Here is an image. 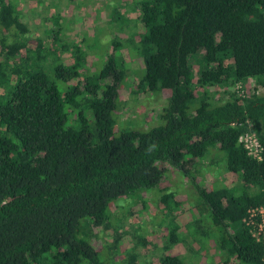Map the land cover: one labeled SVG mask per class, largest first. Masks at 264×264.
Here are the masks:
<instances>
[{
  "label": "trees",
  "instance_id": "trees-1",
  "mask_svg": "<svg viewBox=\"0 0 264 264\" xmlns=\"http://www.w3.org/2000/svg\"><path fill=\"white\" fill-rule=\"evenodd\" d=\"M138 6L137 87L168 101L161 122L145 130L118 127L114 117L127 75L119 39L100 69L87 67L80 47L71 61L44 65L49 70L38 63L42 43L28 45L16 5L0 0V30L14 34L0 56V264H151L134 253L110 261L91 231L108 227L115 201L144 206L142 193L169 169L196 191L192 223L224 256L212 264H264L248 215L264 205V0ZM246 133L258 138L260 159L240 141ZM211 154L234 176L231 185L198 183L195 167ZM159 202L170 227L159 264H185L169 251L180 239L181 202L168 192Z\"/></svg>",
  "mask_w": 264,
  "mask_h": 264
},
{
  "label": "rangeland",
  "instance_id": "rangeland-1",
  "mask_svg": "<svg viewBox=\"0 0 264 264\" xmlns=\"http://www.w3.org/2000/svg\"><path fill=\"white\" fill-rule=\"evenodd\" d=\"M12 1L21 20L28 27V45L33 47L42 43L44 58L38 61L41 67L45 68L44 65L48 64L51 66L61 59L65 63L69 62L73 59L72 53L81 47L87 55V67L91 70L100 69L111 41L119 39L127 75L120 85L119 102L114 114L118 127L129 126L145 130L161 122L160 115L168 104L167 95L164 92L140 91L137 87L139 78L144 73L141 56L133 45V42H137L141 29L137 20L140 15V0ZM13 35L12 32L0 30V56L4 53L1 43L13 42ZM63 44L65 46L62 47ZM46 69L50 70L48 67ZM254 85L251 83V87ZM218 160V157L211 154L195 167L200 185L208 189L215 182L231 185L234 176L225 172ZM167 192L181 202L174 211L176 222L180 226V239L169 246V251L179 255L185 264L221 263L223 254L217 252L212 239L202 235V231L192 223L198 215L193 205L196 204L195 189L173 169L168 170L158 187L142 193L144 206L140 200L138 202L131 198H122L111 204L108 227H102L104 231L101 227L91 231V238L98 249L110 261H120L134 253L139 260L142 258L140 261L146 259L151 264H159L158 255L168 245L170 229L164 223L168 217L159 202L160 197ZM117 234H122L120 250L119 254H113L109 246ZM228 264L235 263L229 260Z\"/></svg>",
  "mask_w": 264,
  "mask_h": 264
},
{
  "label": "built area",
  "instance_id": "built-area-1",
  "mask_svg": "<svg viewBox=\"0 0 264 264\" xmlns=\"http://www.w3.org/2000/svg\"><path fill=\"white\" fill-rule=\"evenodd\" d=\"M240 141L243 143L248 154L253 158L260 159L262 146L254 133H246ZM249 223L253 225V236L264 246V205L248 210ZM254 217L257 220L253 219Z\"/></svg>",
  "mask_w": 264,
  "mask_h": 264
}]
</instances>
